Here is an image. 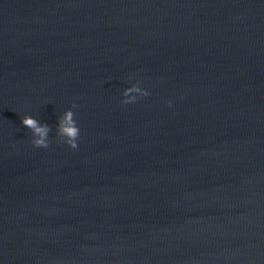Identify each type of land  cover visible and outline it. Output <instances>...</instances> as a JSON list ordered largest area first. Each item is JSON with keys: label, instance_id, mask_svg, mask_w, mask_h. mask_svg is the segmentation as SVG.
Segmentation results:
<instances>
[{"label": "water", "instance_id": "1", "mask_svg": "<svg viewBox=\"0 0 264 264\" xmlns=\"http://www.w3.org/2000/svg\"><path fill=\"white\" fill-rule=\"evenodd\" d=\"M0 264H264V0H0Z\"/></svg>", "mask_w": 264, "mask_h": 264}]
</instances>
